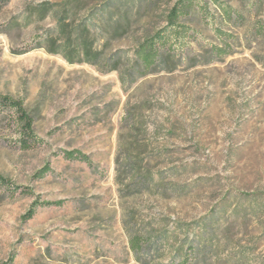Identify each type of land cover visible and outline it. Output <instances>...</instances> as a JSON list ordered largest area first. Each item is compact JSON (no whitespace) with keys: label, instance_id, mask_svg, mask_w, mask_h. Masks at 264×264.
<instances>
[{"label":"rangeland","instance_id":"1","mask_svg":"<svg viewBox=\"0 0 264 264\" xmlns=\"http://www.w3.org/2000/svg\"><path fill=\"white\" fill-rule=\"evenodd\" d=\"M176 1L144 0L112 49L131 56ZM196 1L176 68L123 83L45 46L64 6L98 25L130 0H0V94L38 138L21 148L0 107V264H264V0ZM215 29L232 53L207 62Z\"/></svg>","mask_w":264,"mask_h":264},{"label":"trees","instance_id":"2","mask_svg":"<svg viewBox=\"0 0 264 264\" xmlns=\"http://www.w3.org/2000/svg\"><path fill=\"white\" fill-rule=\"evenodd\" d=\"M143 1L130 0L127 6L119 5L114 10H111L113 8L109 6L105 9H98L99 6H95L91 12L96 14L98 20H101L98 25L90 19L77 24L76 18L72 16L71 6H64L55 12L57 35L48 37L49 45L45 46L46 51L60 54L69 63H86L102 68L106 72L116 71L120 74L123 83H131L139 77L157 72L162 67H166L167 70L176 68L178 61L182 59L178 52L189 43L191 37L196 35L195 31L190 34L182 22L190 15V9L198 3L196 0L176 1L166 14L164 25L137 40L131 56H125L119 53L121 51L112 49L114 41L129 37L133 19H136L135 16L143 7ZM212 1L218 3L217 0ZM218 7L223 10L225 21L231 22L238 18V14H235L229 6L218 4ZM48 10L42 13L43 18L46 17ZM95 10H99L100 13L94 12ZM110 10L115 13L116 17L103 20L105 13ZM214 32L223 40L221 44H209L207 62L220 60L232 53L231 44L228 42L232 36L218 29ZM202 58L203 56H194L191 59L193 63H199ZM124 68L125 71H123ZM0 107L13 113L21 148H30L38 141L33 130V118L24 107L22 100L0 94ZM65 155L68 158L76 157L75 152H67ZM9 183L5 177L0 175V184L9 187ZM35 209L36 204L29 210L27 214L29 218L32 217ZM131 241L133 248L141 244L138 238H132ZM195 259L186 252L184 257L178 261L174 260L171 264H198L199 262Z\"/></svg>","mask_w":264,"mask_h":264}]
</instances>
